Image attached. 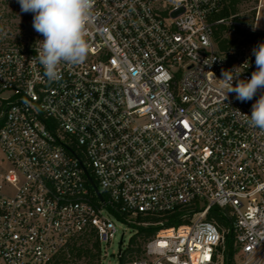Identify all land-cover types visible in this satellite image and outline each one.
I'll return each instance as SVG.
<instances>
[{
    "label": "built area",
    "instance_id": "built-area-1",
    "mask_svg": "<svg viewBox=\"0 0 264 264\" xmlns=\"http://www.w3.org/2000/svg\"><path fill=\"white\" fill-rule=\"evenodd\" d=\"M221 9L95 0L86 59L49 80L33 14L0 0V264H74L85 239L101 264L112 217L141 225L179 211L189 222L126 264H264V130L248 123L261 93L242 103L220 80L234 68L251 78L264 31L222 51L218 26L247 28L214 19ZM214 208L229 226L209 219Z\"/></svg>",
    "mask_w": 264,
    "mask_h": 264
},
{
    "label": "clouds",
    "instance_id": "clouds-1",
    "mask_svg": "<svg viewBox=\"0 0 264 264\" xmlns=\"http://www.w3.org/2000/svg\"><path fill=\"white\" fill-rule=\"evenodd\" d=\"M22 13L33 14V29L44 37L38 40L35 59L43 66L49 80L59 78L58 65L83 63L89 52L86 40L87 24L92 18L95 0H17ZM256 70L250 79H240L242 71L226 70L223 79L228 83V93H235V99L247 102L260 92L252 105L248 123L264 130V42L252 49ZM245 64L248 65L247 62ZM244 64V65H245ZM235 73V75H233ZM236 81L235 84L233 81Z\"/></svg>",
    "mask_w": 264,
    "mask_h": 264
},
{
    "label": "trees",
    "instance_id": "trees-1",
    "mask_svg": "<svg viewBox=\"0 0 264 264\" xmlns=\"http://www.w3.org/2000/svg\"><path fill=\"white\" fill-rule=\"evenodd\" d=\"M260 4V0H222V9L218 14L215 15L214 19H232L233 21H241L244 22L243 19H240V13L247 5H252L255 7L254 11H251V17L256 20V16L258 14L257 7ZM229 29H237V33L243 40L238 39H229L223 38V34ZM260 36V35H259ZM257 38L258 35L253 33H249L248 30L241 29L239 27H230L227 26H218L216 28V41L222 51H225L231 47H236L239 43L244 41H249L253 38ZM2 126V121H0V127ZM189 213L187 211H179L174 214L165 215L163 217H142L139 219V223H142L138 226V231L135 236L132 237L130 241V246L128 249L123 252V256L120 259L121 264H126L129 262H133L136 260H140L144 256V245L153 238L158 231L161 229H168L173 227H179L182 225H186L189 222L188 216ZM210 220L216 221L221 226H229V221L223 216V214L219 211L218 208H214L209 217ZM160 221H164L163 226L157 225ZM85 242L80 247L77 257L82 258L83 256H87L88 258L95 259L97 257V253L90 250L87 246L90 244V240H84ZM228 247H229V257L230 259L234 258V237L228 236L226 238ZM95 248H98V245L95 243Z\"/></svg>",
    "mask_w": 264,
    "mask_h": 264
},
{
    "label": "rangeland",
    "instance_id": "rangeland-1",
    "mask_svg": "<svg viewBox=\"0 0 264 264\" xmlns=\"http://www.w3.org/2000/svg\"><path fill=\"white\" fill-rule=\"evenodd\" d=\"M254 10H255V7H253L252 5H247L243 9V11L240 13V16H239V18L243 19L244 22L243 23L241 21H233V22L242 24L243 26L247 28L246 30L257 28L258 30L264 31V0H260V4L257 7L258 14L256 16V20L253 21L251 17V11H254ZM16 19L18 20L16 21L15 19H13V24L15 23V25H17L16 27H18V24H21L22 20L20 18H16ZM24 21H25V24H26V21H27V24H29L28 20H24ZM229 21L232 22V19H230ZM10 23H11V20L8 21L7 18H6V21L3 22L4 25L10 24ZM222 37L229 38V39L243 40V38L238 35L237 29H229L223 34ZM253 39H255V37ZM112 219L116 224L117 234H116L115 239H113L110 244L103 245V249H104L103 255L104 256L101 259V264H121V261L119 258L120 252L121 251L125 252L128 249V247L130 246V241L132 237L135 236L138 231L137 225L130 224L127 221H121L113 217ZM84 242L85 241H83L82 244ZM93 245L91 242L90 244L88 243L87 246L89 248H92L91 246ZM93 250L95 251V245L93 246ZM74 264H100V256L98 254L94 260L91 258H88L87 256H83L82 258H78V260Z\"/></svg>",
    "mask_w": 264,
    "mask_h": 264
},
{
    "label": "water",
    "instance_id": "water-1",
    "mask_svg": "<svg viewBox=\"0 0 264 264\" xmlns=\"http://www.w3.org/2000/svg\"><path fill=\"white\" fill-rule=\"evenodd\" d=\"M96 191H97V193L99 194L101 200L103 201L104 199H103V197L101 196V194H100V192H99V190H98L97 188H96Z\"/></svg>",
    "mask_w": 264,
    "mask_h": 264
}]
</instances>
